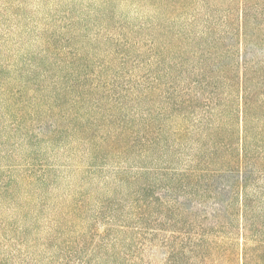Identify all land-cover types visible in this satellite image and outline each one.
I'll return each instance as SVG.
<instances>
[{
    "label": "trees",
    "instance_id": "trees-1",
    "mask_svg": "<svg viewBox=\"0 0 264 264\" xmlns=\"http://www.w3.org/2000/svg\"><path fill=\"white\" fill-rule=\"evenodd\" d=\"M193 1L155 0L161 19L150 21L149 37L136 40L118 25L104 37L107 54L91 63L87 52L61 45L70 66L54 86L60 98L46 111L55 117L50 125L33 117L43 111L44 87L9 93L19 99L18 117L49 128L51 145L82 133L93 158L105 150L108 158L127 153L148 163L121 176L130 192L100 200L94 218L106 215L99 231L88 224L76 243L60 240L56 264H129L120 260L130 257L142 264H264V10L256 0H222L227 6L206 13L199 33H183L172 21ZM188 20L191 27L197 15ZM127 63L141 74L126 71ZM32 179L41 180L39 171ZM71 212L60 224L76 223Z\"/></svg>",
    "mask_w": 264,
    "mask_h": 264
},
{
    "label": "rangeland",
    "instance_id": "rangeland-1",
    "mask_svg": "<svg viewBox=\"0 0 264 264\" xmlns=\"http://www.w3.org/2000/svg\"><path fill=\"white\" fill-rule=\"evenodd\" d=\"M210 2L212 9L206 8L202 0H194L175 15L173 25L183 33L188 29L189 33H199L206 13L214 11L218 15L227 6L222 0ZM154 3L155 0H0V264H56L62 258L60 240L76 243L72 241L83 238L80 233L88 224L99 231L106 215L101 210L94 218L100 200L108 193L123 196L130 192L131 187L121 183L122 177H131L148 164L127 153L120 155L124 162L120 163L106 157L105 150L93 158L82 138L88 135L82 133L81 137L70 133L61 137L57 145H51L47 141L49 128L18 117L15 107L19 99L9 93L22 87L33 94L44 87L40 104L43 111L35 110L33 117L37 121L44 118L45 125H50L55 117L46 115V111L60 98L54 86H59L61 75L70 66L66 52L60 54V46L87 52L91 63L107 54L105 45L109 44L104 37L116 32L118 25L136 40H145L150 21L161 19V6ZM254 7L264 10V0H256ZM194 15L197 20L187 26ZM127 64L126 71L141 74L140 69ZM32 77L37 80L32 81ZM51 81L56 85H50ZM144 107L143 103L132 110V118L140 115ZM149 107L153 108L151 103ZM26 133L32 134L33 140ZM183 142L191 144L189 140ZM185 158L184 155L179 162ZM36 171L41 180H30ZM5 184L14 193L6 191ZM69 210V221L76 219V223L60 224ZM61 228H65L64 233L56 232ZM23 229L27 230L22 232ZM21 236L27 239L24 243L20 242ZM124 243L126 246L125 240ZM119 245L125 247L122 242ZM122 255L120 252L118 257ZM123 259L129 264H142L135 257L120 261Z\"/></svg>",
    "mask_w": 264,
    "mask_h": 264
}]
</instances>
